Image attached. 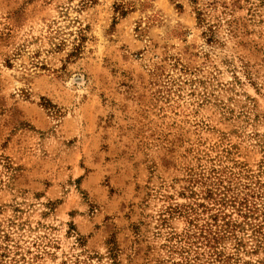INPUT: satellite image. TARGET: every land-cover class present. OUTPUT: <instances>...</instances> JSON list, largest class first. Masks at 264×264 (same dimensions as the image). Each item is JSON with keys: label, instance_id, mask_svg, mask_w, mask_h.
I'll list each match as a JSON object with an SVG mask.
<instances>
[{"label": "rangeland", "instance_id": "rangeland-1", "mask_svg": "<svg viewBox=\"0 0 264 264\" xmlns=\"http://www.w3.org/2000/svg\"><path fill=\"white\" fill-rule=\"evenodd\" d=\"M220 181L264 264V0H0V264H219Z\"/></svg>", "mask_w": 264, "mask_h": 264}, {"label": "trees", "instance_id": "trees-1", "mask_svg": "<svg viewBox=\"0 0 264 264\" xmlns=\"http://www.w3.org/2000/svg\"><path fill=\"white\" fill-rule=\"evenodd\" d=\"M222 182L223 181H220L218 187L212 185V187L204 192L206 195L204 199H209L211 203H199L198 206L203 208L202 214L206 212L209 216L207 220L199 222V214L196 213L195 217L190 220V225L197 230L192 233L189 232L187 239L191 240L192 244H190V246H195L198 243L201 245L196 246V258L208 256V259L214 258V262L219 264H240L239 256L234 258L226 254L224 255L221 249L219 250V245L222 244L226 238L235 239L237 248L243 249V240L238 236L236 229L241 225L256 227V224L251 222L253 215L259 211L257 207L258 203L255 201L253 202L256 192H254L250 186H243L240 191L235 192L236 189L230 190L231 187L222 185ZM227 207H232L234 209L237 216L242 219L240 223H237V220L234 221L232 214H228L224 210ZM191 210L192 212H196L193 208H191ZM253 231L255 237L261 236L263 238L261 229L254 228ZM202 248L205 249L203 253L198 252V250ZM243 264L251 263L244 262Z\"/></svg>", "mask_w": 264, "mask_h": 264}]
</instances>
